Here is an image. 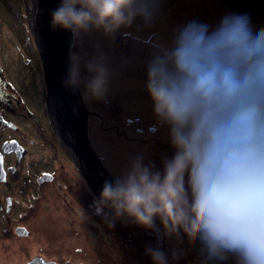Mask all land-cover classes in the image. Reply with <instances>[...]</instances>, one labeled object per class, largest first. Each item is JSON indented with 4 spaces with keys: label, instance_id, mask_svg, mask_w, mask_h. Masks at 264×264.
Instances as JSON below:
<instances>
[{
    "label": "clouds",
    "instance_id": "1",
    "mask_svg": "<svg viewBox=\"0 0 264 264\" xmlns=\"http://www.w3.org/2000/svg\"><path fill=\"white\" fill-rule=\"evenodd\" d=\"M158 9L159 0H61L51 25L74 41L115 37L137 19L151 25ZM146 76L150 131L165 129L171 154L159 164L130 155L89 207L111 228L154 236L144 245L152 264H264V27L246 13L189 21L156 46ZM111 80L106 54L84 62L70 52L63 85L85 102H107Z\"/></svg>",
    "mask_w": 264,
    "mask_h": 264
},
{
    "label": "flooded vegetation",
    "instance_id": "2",
    "mask_svg": "<svg viewBox=\"0 0 264 264\" xmlns=\"http://www.w3.org/2000/svg\"><path fill=\"white\" fill-rule=\"evenodd\" d=\"M1 72L0 67V264H148L144 245L154 236L131 224L111 228L89 207L105 175L93 170V162L85 168L100 187L94 191L59 136L45 76L36 102L27 77L13 83ZM73 108V117L82 119ZM96 115L89 112L87 120ZM148 122L136 129L143 138L124 137L159 164L161 153L172 149L162 142L165 133H153Z\"/></svg>",
    "mask_w": 264,
    "mask_h": 264
},
{
    "label": "rangeland",
    "instance_id": "3",
    "mask_svg": "<svg viewBox=\"0 0 264 264\" xmlns=\"http://www.w3.org/2000/svg\"><path fill=\"white\" fill-rule=\"evenodd\" d=\"M27 6L31 10L33 0H0L1 75L11 78L13 83L27 77L31 88L39 94L35 93V101L40 102L41 92L45 91L44 71ZM230 13H246L254 28L264 27V0H159V9L151 25L137 19L131 28L122 29L115 37L105 36L102 32L81 35L76 41L71 37L70 52L78 53L84 62L101 53L108 57L112 80L107 102L83 101L89 112L99 115L91 116L89 123L87 120V134L111 176L120 174L129 151L134 154L144 152L140 145L127 143L124 134L143 138L136 129L142 127L140 124L144 120H149V125L155 123L144 84L146 64L156 46L170 42L174 30L189 21L215 26ZM5 28L11 36L5 35ZM32 77L36 82H30ZM129 122H133V126ZM161 133L164 135L165 130L161 129ZM149 243L155 245L152 239ZM167 247L165 244V250ZM143 260L152 264L150 257L145 256ZM190 261L191 256L180 264H190Z\"/></svg>",
    "mask_w": 264,
    "mask_h": 264
},
{
    "label": "water",
    "instance_id": "4",
    "mask_svg": "<svg viewBox=\"0 0 264 264\" xmlns=\"http://www.w3.org/2000/svg\"><path fill=\"white\" fill-rule=\"evenodd\" d=\"M60 2L61 0H33L32 9L28 10L27 6V15L31 21L30 27L41 58L48 89V102L49 105L51 103L50 106L57 120L56 127L59 136L66 140V146L71 156L74 157L80 170L95 191L96 187L97 189L100 188L98 185H102L106 179H113V177L101 163L88 138L87 116L89 111L81 93H73L71 89H66L63 85L69 67L72 34L60 28L53 29L51 25V13ZM68 35L70 36L69 39ZM74 106L79 108L82 119L73 117ZM74 138L78 140L77 144L72 141ZM91 162L98 165V167H93L94 171L100 170L105 175L101 184H94L93 173L85 169L89 168Z\"/></svg>",
    "mask_w": 264,
    "mask_h": 264
},
{
    "label": "bare ground",
    "instance_id": "5",
    "mask_svg": "<svg viewBox=\"0 0 264 264\" xmlns=\"http://www.w3.org/2000/svg\"><path fill=\"white\" fill-rule=\"evenodd\" d=\"M175 17V16H174ZM176 18V17H175ZM175 18H173L174 20H176ZM176 21H178V20H176Z\"/></svg>",
    "mask_w": 264,
    "mask_h": 264
}]
</instances>
